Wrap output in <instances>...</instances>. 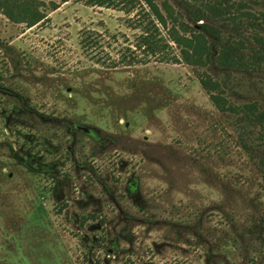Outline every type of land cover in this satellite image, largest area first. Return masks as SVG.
Masks as SVG:
<instances>
[{
  "label": "rangeland",
  "instance_id": "374dc122",
  "mask_svg": "<svg viewBox=\"0 0 264 264\" xmlns=\"http://www.w3.org/2000/svg\"><path fill=\"white\" fill-rule=\"evenodd\" d=\"M44 1L31 27L0 13V264H264V179L238 142L258 127L199 83L225 70L137 52V8ZM166 1L190 22L208 0ZM226 71L230 102L264 97L263 73Z\"/></svg>",
  "mask_w": 264,
  "mask_h": 264
},
{
  "label": "trees",
  "instance_id": "16d2710c",
  "mask_svg": "<svg viewBox=\"0 0 264 264\" xmlns=\"http://www.w3.org/2000/svg\"><path fill=\"white\" fill-rule=\"evenodd\" d=\"M85 3L119 8L128 13L137 8L131 25L139 30L134 47L143 55L167 61L181 60L196 68L212 66L225 70L223 80L202 72L199 83L219 112L240 115L242 128L246 131L248 127V135L253 134L250 127H258L255 141L240 135L238 142L247 154L256 157L257 167L264 179V151L257 152L258 143L264 142V97L236 105L228 100L224 90L225 85L236 92L229 84L234 81L231 72L226 70L244 71L247 75L264 74V36L258 31L259 28L264 29V12L244 11L241 2L208 0L203 2L202 8L185 6L184 11L190 21L187 22L185 14L175 11L166 0L160 3L161 7L154 0H85ZM48 5L51 9L58 7L53 0H49ZM45 6L44 0H0V13L13 22L31 27L46 18ZM211 21H222L223 24L228 21L235 33H239V26H248L251 39L245 42L241 37L223 36L221 29ZM163 30L166 36L162 34ZM173 48L177 49L176 54L172 52ZM137 52L133 59L139 57Z\"/></svg>",
  "mask_w": 264,
  "mask_h": 264
}]
</instances>
